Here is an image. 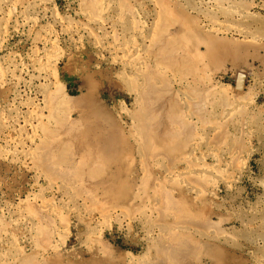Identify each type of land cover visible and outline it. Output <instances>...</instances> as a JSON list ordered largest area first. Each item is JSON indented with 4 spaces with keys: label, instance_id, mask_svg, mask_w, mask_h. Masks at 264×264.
<instances>
[{
    "label": "rangeland",
    "instance_id": "rangeland-1",
    "mask_svg": "<svg viewBox=\"0 0 264 264\" xmlns=\"http://www.w3.org/2000/svg\"><path fill=\"white\" fill-rule=\"evenodd\" d=\"M0 264H264V0H0Z\"/></svg>",
    "mask_w": 264,
    "mask_h": 264
},
{
    "label": "water",
    "instance_id": "water-1",
    "mask_svg": "<svg viewBox=\"0 0 264 264\" xmlns=\"http://www.w3.org/2000/svg\"><path fill=\"white\" fill-rule=\"evenodd\" d=\"M244 77H245V75L243 73H239L238 74L237 81H236V87L238 89H242L243 88Z\"/></svg>",
    "mask_w": 264,
    "mask_h": 264
},
{
    "label": "trees",
    "instance_id": "trees-1",
    "mask_svg": "<svg viewBox=\"0 0 264 264\" xmlns=\"http://www.w3.org/2000/svg\"><path fill=\"white\" fill-rule=\"evenodd\" d=\"M68 87H69V85H68Z\"/></svg>",
    "mask_w": 264,
    "mask_h": 264
}]
</instances>
